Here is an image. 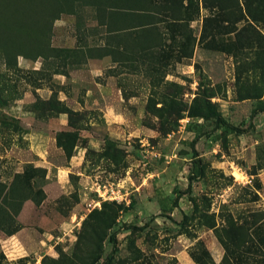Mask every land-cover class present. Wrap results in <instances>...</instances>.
I'll return each mask as SVG.
<instances>
[{
    "label": "rangeland",
    "instance_id": "374dc122",
    "mask_svg": "<svg viewBox=\"0 0 264 264\" xmlns=\"http://www.w3.org/2000/svg\"><path fill=\"white\" fill-rule=\"evenodd\" d=\"M57 3L0 0V264H264V0H77L42 34Z\"/></svg>",
    "mask_w": 264,
    "mask_h": 264
},
{
    "label": "trees",
    "instance_id": "16d2710c",
    "mask_svg": "<svg viewBox=\"0 0 264 264\" xmlns=\"http://www.w3.org/2000/svg\"><path fill=\"white\" fill-rule=\"evenodd\" d=\"M77 0H58L57 3V9L54 10L55 12H52L50 16L48 15L45 20L42 22V26L44 27V32L43 29L40 31L42 34H50L53 28V23L56 19L60 17V15L64 12H69V13H74V9L69 10L70 7H74V3ZM115 12H112L113 18L115 16H121V17H126L128 14V11L124 9H117L115 8ZM106 24V23H102ZM125 29V28H124ZM121 29V30H124ZM12 32V25L11 23H7L5 19H1L0 17V51L3 52L6 55H8L9 48L12 45H17L18 42L16 41L17 38L11 33ZM44 37V36H42ZM43 43L42 40L38 41L37 45H40ZM37 49H41V46H37ZM26 51V50H24ZM20 55H25L26 52H20ZM43 58H46L47 55H41ZM70 114H73L72 112ZM220 121H224L223 118H219ZM232 129L235 131L242 132V130L239 127L232 126ZM77 134L70 132V131H62L57 135V143L60 147H62L65 152L70 155V149L67 146L66 140L69 139H76ZM14 188L9 187L6 182H3L0 180V226L2 227V224H6V221H9L12 218H15L20 212L21 205L19 203V198H20V193L18 197L13 196ZM108 202H104V205H107ZM16 205V206H15ZM17 207L16 210L13 211V209ZM14 232H10L9 234H13Z\"/></svg>",
    "mask_w": 264,
    "mask_h": 264
},
{
    "label": "crops",
    "instance_id": "0c3cea01",
    "mask_svg": "<svg viewBox=\"0 0 264 264\" xmlns=\"http://www.w3.org/2000/svg\"><path fill=\"white\" fill-rule=\"evenodd\" d=\"M60 176H62V178H65V174H64V171L63 170H60Z\"/></svg>",
    "mask_w": 264,
    "mask_h": 264
}]
</instances>
